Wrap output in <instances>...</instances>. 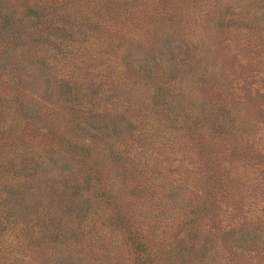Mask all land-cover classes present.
<instances>
[{
    "label": "rangeland",
    "instance_id": "374dc122",
    "mask_svg": "<svg viewBox=\"0 0 264 264\" xmlns=\"http://www.w3.org/2000/svg\"><path fill=\"white\" fill-rule=\"evenodd\" d=\"M9 1L0 2L3 5ZM80 2L93 5L94 10L121 12L128 18L124 28L118 23L111 28L129 36L128 44L123 43L126 64L120 84L113 75L93 83L110 89L106 93L114 98L123 92L134 93L136 87L144 91L141 75L155 71V65H159L182 98L181 105L171 100L167 109L180 120H163L165 106L147 111L145 102L136 104V115L129 109L130 114L113 112L104 118L96 111L94 117H89L86 108L67 111L62 107L57 112L46 108L48 112L42 116L33 97L26 110L27 103L20 96L7 100L0 92V132L10 134L0 140V264H135L130 259L128 242L126 247L123 245L124 234H120L117 218L131 213L137 218L143 210L158 213L162 221L149 226L152 234L146 228L139 232L147 239L160 237L161 230L167 229L163 223H174L181 214L198 211L192 215L201 221L199 232L189 237L192 244H179L182 254H175L174 260L154 261L155 264H264V0ZM170 13L186 23L176 26L182 36L167 37L163 42L162 35L174 30L166 20ZM193 37L200 42L196 51L178 56L172 49L174 60L162 49H192ZM213 44L226 50L215 52ZM148 50L161 52L157 61H149ZM184 63L188 65L182 67ZM25 84L27 92L38 96V82ZM56 86L47 81L49 88L43 96L50 106L54 99L55 108L58 99L65 97L54 92L58 90ZM120 102L128 106L126 101ZM39 119L61 130L71 129V135L65 133L64 140L72 146L86 141L95 169H101L95 165L109 167L115 150L111 144L119 139L122 129H132V133L136 130L141 143H145L142 137L148 136L155 141L150 142L148 151L154 146L157 149L153 153H157L166 147L159 155L162 169L156 177L142 179L132 196L125 192L127 203L123 202L122 192L117 210L106 211L102 202L66 189L64 175L74 167L59 151L50 149L48 145L53 142L42 140L32 129L25 136L19 131L34 128ZM101 132L107 135L101 136ZM126 140L129 142V138ZM203 154L207 155L205 159ZM102 171V184H112V171ZM124 177L120 174L115 179L118 192ZM170 204L175 211L167 213ZM77 209L95 226L92 239L86 240L89 253L75 245L70 248L72 252L67 251L70 245L51 246L53 254L42 251L41 241L33 233L34 223L43 217L67 221ZM163 211L165 215L161 217L159 212Z\"/></svg>",
    "mask_w": 264,
    "mask_h": 264
},
{
    "label": "trees",
    "instance_id": "16d2710c",
    "mask_svg": "<svg viewBox=\"0 0 264 264\" xmlns=\"http://www.w3.org/2000/svg\"><path fill=\"white\" fill-rule=\"evenodd\" d=\"M80 1L11 0L3 5L0 2L1 95L7 100L14 95L20 96L27 103L26 110L30 107L29 98L33 97L35 99L34 105L36 108L39 107L38 110L42 116V113H47L51 109L57 112L62 107L67 111L70 108H72L70 109L72 111L86 108L85 110L90 113L89 117H94L98 112L104 118L108 113L113 112L124 111V114L126 112L130 114L129 109L132 115H136L138 111L136 104L145 102L147 111L149 109L155 110L158 106H165L166 111L162 112V114L164 113L162 119L170 123L178 122L180 120L179 116L170 114L167 109L171 106V100L174 105H181L180 100L182 98L177 88L173 87L172 80L165 76L164 72L167 73V71L164 69L162 72V67L159 65H155V71L149 70L146 74L141 75V80L145 83L144 91L141 90V87H136L134 93L123 92L117 98H114L111 93H106L110 89H103L93 83L113 75L117 80V84H120L118 82L121 81L120 76L124 74L126 64L124 48L128 44L129 36L120 31L115 32L111 28L114 25L117 27V23L124 28L128 18L124 17L121 12L110 10L108 12L101 10L102 8L94 10L93 5L82 4ZM174 15L175 13H170L166 19L169 21L167 23L174 27V30L172 31L168 27L172 33L163 34V42L167 37L172 38L174 35H183L182 30L177 29L176 26L177 24L184 25L186 21L181 22ZM200 25L202 24L200 23ZM192 40L194 43L192 49L183 46L162 49L172 58L173 56L170 53L172 49L176 51V55H184L191 50L196 51L195 49L200 42H198L197 37H193ZM159 45L161 47L163 44L159 43ZM212 47L215 52L226 50V48H220L214 44ZM146 53L150 54V62L157 61V55L161 54L157 50H148ZM187 65L184 63L182 67ZM182 67L180 71L183 69ZM144 68H147L146 64ZM141 70L144 72L142 66ZM187 77L190 78V75H187ZM47 81L52 82L54 85L56 83L55 89L58 90L54 92H59L65 96L58 99L63 104L59 101L56 108L54 99H51V106H53L51 107L47 104L50 102L43 98L49 88H46ZM37 82L39 87L38 96L26 91L25 83L35 85ZM64 83L65 88H62ZM120 101H126L128 106L125 107ZM76 102L81 103L77 105ZM37 122V124H34L36 125L34 128L25 127L19 131L25 136L29 134L28 132L31 133L30 130L32 129L39 133L42 140L53 142L54 144L49 143L48 145L50 149L56 152L59 151L62 158L70 161V165L74 167L67 169V175H64L67 182L66 189H73L72 192L75 195L80 194V192L81 195L85 193L93 200L102 202L103 209H106V211H111L114 208L117 210V206H119L118 198L122 195V192L125 197L123 202L127 203L125 192L132 196L140 188L142 179L152 175L156 177V174L162 169L163 163L160 160L162 158L159 155H162L161 153L164 152L166 147L158 150L157 153H153L157 149L154 146L151 151H148L151 145L150 136L142 137L145 143H141L139 133H135L136 130L133 129L134 132L132 133V129H122L119 132V139L111 144L115 150L112 151L109 167L102 168L101 165H95L102 170L112 171V184L106 180L109 184L103 185L102 181L105 179L102 174L105 175V172L101 169H95L94 165L91 164V156L86 141L83 142L85 145L80 143L77 146H72L73 144L64 140L66 139L65 133L71 135V129L65 131L55 128L47 123L45 119H39ZM120 123L124 124L122 121ZM115 130H117V127ZM100 135L106 136L107 134L101 132ZM7 136H10V134L7 133L6 135L5 131L0 132V140H5ZM14 136L17 137L18 135L15 133ZM127 138H129V142H127ZM68 139H70V136ZM154 142L152 140L151 143ZM157 144L162 145V143ZM201 156L202 159L207 157L206 154ZM120 174L125 175V179L122 181L118 192L116 191L115 179L118 180ZM109 179H111V175ZM81 195L78 197L80 198ZM63 200H66V198ZM119 201L122 202V200ZM172 211H175V209L170 204L166 212ZM196 212L181 214L179 217L177 216L174 223H170L169 220L164 222L163 224H166L167 229L161 230L163 232L160 237L154 236L152 239L144 238V236L139 235V232L144 231V228H146V231L151 232L149 226L161 223L162 221L157 218L158 213L143 210L141 211L142 215H137V218L132 213L117 218V227L120 234H124V237H122L123 245L126 247L127 242L129 245L131 261L135 264H155L154 261L158 260L160 262L162 260H174V255L181 253L179 252V244L186 242L192 244V240L189 238L191 233L195 236L199 232L198 224L201 221H196L192 215ZM1 214L2 211L0 210ZM159 214L164 217L165 211L163 213L159 212ZM69 216L71 218L67 221L59 220V218L43 217L39 223H34L33 228L35 230L33 233L41 241L42 251L46 249L45 251L53 254L51 246L56 245L61 248L70 245L67 247V251L70 252L74 251L70 248L75 246L84 248L87 251L86 240L92 239L95 226L87 222L86 215L81 211L79 212L78 209L75 214L71 213ZM202 218L205 219V214H202ZM152 233L153 231L150 234ZM183 235L188 237L184 238ZM45 240L46 245L43 246ZM120 240L122 242V239ZM87 253H89V250ZM57 260H59V257ZM160 262H157V264H160Z\"/></svg>",
    "mask_w": 264,
    "mask_h": 264
}]
</instances>
